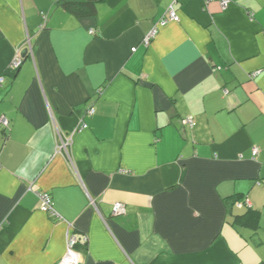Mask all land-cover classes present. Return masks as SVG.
<instances>
[{
	"label": "crops",
	"instance_id": "crops-1",
	"mask_svg": "<svg viewBox=\"0 0 264 264\" xmlns=\"http://www.w3.org/2000/svg\"><path fill=\"white\" fill-rule=\"evenodd\" d=\"M64 1L0 0V264H264V0Z\"/></svg>",
	"mask_w": 264,
	"mask_h": 264
},
{
	"label": "built area",
	"instance_id": "built-area-1",
	"mask_svg": "<svg viewBox=\"0 0 264 264\" xmlns=\"http://www.w3.org/2000/svg\"><path fill=\"white\" fill-rule=\"evenodd\" d=\"M231 0H220L221 5L224 9H226ZM167 16L163 18L160 22L161 25L166 24L168 21H178L179 17L174 13L173 8H169L167 12ZM148 42V41H147ZM21 58L18 56L13 63V68H17L21 63ZM256 75V74H255ZM4 81V77H0V83ZM90 113H93V110H90ZM9 126V121L5 116L0 117V127L7 128ZM73 138V134H69L66 137L61 136V142L59 145V149H66L69 143L71 142ZM259 152V149L253 148L252 154L255 157ZM245 205L248 207H251V203L249 200H245ZM43 208L48 211H53V201L49 194H45L43 196ZM125 211V204L122 202H116L113 207V213L118 214ZM82 241L87 243L88 237L82 238ZM79 242L78 237L74 233H70L67 238V251L64 254V256L58 261L57 264H84V259L81 251L78 250L77 244Z\"/></svg>",
	"mask_w": 264,
	"mask_h": 264
},
{
	"label": "trees",
	"instance_id": "trees-1",
	"mask_svg": "<svg viewBox=\"0 0 264 264\" xmlns=\"http://www.w3.org/2000/svg\"><path fill=\"white\" fill-rule=\"evenodd\" d=\"M100 0H84V1H75V0H65L63 5L73 12L78 17H85L89 15H94L97 10V2ZM5 129V128H4ZM238 199V196L235 198ZM252 210H247L244 214L238 215L240 219H244L247 224L257 227L258 220L252 218ZM251 214V215H250Z\"/></svg>",
	"mask_w": 264,
	"mask_h": 264
}]
</instances>
